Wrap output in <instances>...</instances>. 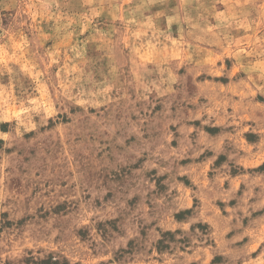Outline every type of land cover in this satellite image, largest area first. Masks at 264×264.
Instances as JSON below:
<instances>
[{
	"label": "rangeland",
	"instance_id": "obj_1",
	"mask_svg": "<svg viewBox=\"0 0 264 264\" xmlns=\"http://www.w3.org/2000/svg\"><path fill=\"white\" fill-rule=\"evenodd\" d=\"M0 264H264V0H0Z\"/></svg>",
	"mask_w": 264,
	"mask_h": 264
}]
</instances>
